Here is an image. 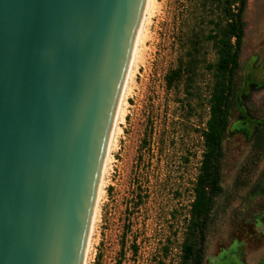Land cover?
Masks as SVG:
<instances>
[{
    "label": "rangeland",
    "instance_id": "1",
    "mask_svg": "<svg viewBox=\"0 0 264 264\" xmlns=\"http://www.w3.org/2000/svg\"><path fill=\"white\" fill-rule=\"evenodd\" d=\"M193 0H150L101 174L83 264H179L204 150L217 54L200 43L196 75L165 77L199 31ZM239 68L203 264H264V0H246ZM205 32L209 27H204ZM190 91V93L188 92ZM260 130V131H259ZM258 132V147L254 146Z\"/></svg>",
    "mask_w": 264,
    "mask_h": 264
},
{
    "label": "water",
    "instance_id": "2",
    "mask_svg": "<svg viewBox=\"0 0 264 264\" xmlns=\"http://www.w3.org/2000/svg\"><path fill=\"white\" fill-rule=\"evenodd\" d=\"M148 0H0V264H83Z\"/></svg>",
    "mask_w": 264,
    "mask_h": 264
},
{
    "label": "trees",
    "instance_id": "3",
    "mask_svg": "<svg viewBox=\"0 0 264 264\" xmlns=\"http://www.w3.org/2000/svg\"><path fill=\"white\" fill-rule=\"evenodd\" d=\"M193 1L194 10H201L198 24H201L202 29L189 36L190 48L180 56L177 66L166 75V85L170 87L175 81L185 77L188 82L186 87L190 89L196 68L202 62L199 58L202 40L212 43L217 60L205 65L213 76L208 99L209 115L202 132L204 150L193 188L194 198L190 204L179 264H203L206 229L215 198L222 191L223 139L228 128L227 111L233 93L234 76L239 68L244 35L242 16L246 5V0ZM202 25L209 27L207 32ZM188 92L190 93L189 90ZM258 136L257 132L254 142L256 148Z\"/></svg>",
    "mask_w": 264,
    "mask_h": 264
},
{
    "label": "bare ground",
    "instance_id": "4",
    "mask_svg": "<svg viewBox=\"0 0 264 264\" xmlns=\"http://www.w3.org/2000/svg\"><path fill=\"white\" fill-rule=\"evenodd\" d=\"M149 3H150V0H148L147 1V4H146V8H145V11L144 12H147V9H148V6H149ZM143 19V18H142ZM140 34H141V26H140V29H139V33H138V36H137V40H136V44H135V47H134V51H133V54H132V58H131V62H130V65L129 66H131L132 65V63H133V59H134V56H135V51H136V46H137V42H138V40H139V37H140ZM129 70V69H128ZM128 73V72H127ZM127 77V76H126ZM124 89V88H123ZM123 92V91H122ZM122 96V95H121ZM121 102H122V98L120 97V100H119V104H118V107H117V112H116V117L118 116V114H119V110H120V106H121ZM109 145V144H108ZM108 149V148H107ZM106 156H107V153H106ZM106 156H105V159H106ZM104 164H105V161H104ZM103 167H104V165H103ZM102 172H103V169H102ZM100 183H101V181H100ZM100 183H99V187H100ZM98 192H99V188H98ZM97 195H98V193H97ZM97 199V198H96ZM96 204V203H95ZM94 211H96L95 210V208H94ZM94 214V213H93ZM92 220H93V218H92Z\"/></svg>",
    "mask_w": 264,
    "mask_h": 264
}]
</instances>
